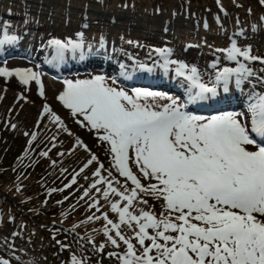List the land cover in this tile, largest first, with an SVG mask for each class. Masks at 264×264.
Listing matches in <instances>:
<instances>
[{
	"label": "snow or ice",
	"instance_id": "obj_1",
	"mask_svg": "<svg viewBox=\"0 0 264 264\" xmlns=\"http://www.w3.org/2000/svg\"><path fill=\"white\" fill-rule=\"evenodd\" d=\"M259 2L264 5V0ZM15 39L5 31L0 46ZM47 46L54 51L53 61L57 64L64 62L69 51L79 50L81 59L84 57L82 42L53 38ZM154 51L163 71L175 65V75L187 82L186 103L148 88H132L129 92L116 86V78L104 75L65 80L57 96L74 122L106 145L111 157L110 167L105 168L77 138V147L90 157L84 168L96 164V179L81 199L95 189L117 217L113 220L102 212L99 201L94 199L90 208L102 215L93 213L88 221L102 218L107 242L117 249L121 242L126 246L122 255L107 254L119 264H264V91L250 94V127L239 113L204 116L187 110L188 104L216 98L220 86L228 92L233 78L237 88L245 83L253 89L257 84L264 88V76L250 66L255 62L264 65V57L252 55L250 46L242 49L233 41L223 51L236 67L216 71L211 84H207L195 66L170 59L171 50ZM211 67L218 68V62ZM126 68L120 64V76L128 80L132 77ZM137 70L151 73L153 67L138 64L133 71ZM259 71L264 73V67ZM0 77L17 78L24 86L34 82L44 97L41 73L31 68L9 70L0 66ZM160 100L168 102L161 104ZM43 113L69 136L73 135L48 105ZM152 202H158L159 212ZM122 226L134 235L125 236ZM67 247L61 245L62 249ZM104 247L94 246L93 250L103 252ZM0 264L10 261L0 257ZM69 264L86 262L72 254Z\"/></svg>",
	"mask_w": 264,
	"mask_h": 264
},
{
	"label": "rangeland",
	"instance_id": "obj_2",
	"mask_svg": "<svg viewBox=\"0 0 264 264\" xmlns=\"http://www.w3.org/2000/svg\"><path fill=\"white\" fill-rule=\"evenodd\" d=\"M79 1L82 2L77 8H71L68 11L65 7L62 12L53 14L49 7L50 1L45 3L41 0H0V39H3L5 31L9 37L17 38L9 44L0 46V66L9 70L31 68L42 73V76L45 74L44 78L49 77L56 84L65 80L84 77L90 79L92 76L104 75L116 78L119 82L116 86L123 87L129 92L132 88H148L166 93L183 104L187 101V82L175 75L172 70L175 65H170L169 71H163L156 63L160 58L155 49L171 50L170 59L195 66L203 81L208 84H211L216 71L224 67H236L234 62L226 59L223 51L228 49L233 41L242 49L250 46L252 55L264 57V14L256 15V11L245 0L240 3L247 14L244 16L245 22L235 21L233 30L225 33L227 41L221 40L226 43L223 47L216 45L213 33L200 38L192 34L191 37L184 39L178 36L173 37L170 29V25L181 13L192 17L195 23L204 24L209 18L219 22V25L222 22L227 24L231 15L224 9L221 10L217 0H212L215 8L207 18H204L203 14L193 12L188 0H181L182 2L178 5L171 3L166 15L163 13V5L154 0H110L112 2L110 10L104 9L105 2L109 0ZM134 1L137 2L134 3ZM254 1L258 3V6L264 7L259 0ZM87 5L90 9H87ZM119 5L121 8L118 7ZM141 10H145L151 16L153 27L149 28V25L138 23L137 16ZM53 38L82 42L83 59L79 50L75 53L69 51L65 53L63 63H55L54 51L47 46V42ZM49 61L53 62L48 63ZM216 62H218V68L211 67ZM121 63L127 66L126 70L131 74V79L125 80L120 76ZM138 64L153 67V72L133 71ZM250 66L257 71L258 75L264 76V73L259 71L264 65L255 62ZM7 81L6 78L0 77L1 163L10 162V170L13 172L12 175H15L21 168L23 160L33 157L39 147L52 151L57 157L53 164L57 172L54 173L56 179L46 190L47 198L53 199L57 196L64 198L66 190H71L78 193L76 199H80L84 190L88 189L96 179L93 176L96 164L93 163L84 168L90 157L83 148L77 147V138L87 144L105 168L110 167L111 160L106 153L107 146L101 145L92 132L75 123L74 118L66 112L68 110L63 108L59 101L53 104L48 97L31 99L17 78H8ZM221 88L223 87L220 86L219 90ZM230 88L231 93L220 90L213 100L188 104L187 110L193 114L210 111L208 116L223 112L239 113L240 118L250 127L249 113L244 104L249 103V97L253 91L261 92L264 88L257 84L253 89L247 83L242 85V88H237L234 78L229 84ZM37 89L38 86L33 87L34 91H38ZM21 96L24 99H21ZM243 101L245 103H242ZM167 102L159 101L161 104ZM45 105H48L57 115H61V119L73 135L69 136L57 124L50 121L43 113ZM12 157L13 160L9 161ZM82 168L84 171H81ZM113 174L116 175L114 170ZM86 176L88 179H85ZM73 179L76 180L75 184L71 183ZM120 179L123 180V178ZM67 185L71 187H66ZM53 189L57 191H51ZM50 191L51 195H49ZM91 191L89 196L84 197L85 202L88 203L87 207L90 208L94 199L98 200L102 212H107L111 219L116 220V215L110 212L107 202L101 195L95 189ZM3 201L4 198L0 197V257L8 259L10 264H69V257L72 254L84 259L86 264H119V261L110 258L107 254L118 252L122 255L126 246L121 242L120 248L117 249L107 242L104 235L106 222L102 218L96 225V229L102 233L96 232L89 235L90 238H81L70 228L63 229L61 225L54 226L52 223L37 225L31 219H26L27 215L20 211H17L19 212L17 214L15 210L7 207ZM73 203L72 201L70 205ZM152 203L157 205L155 210L159 212L158 202ZM12 204L15 205V202L13 201ZM20 207L24 213L28 212L24 205ZM94 212L98 216L102 215L96 210ZM32 224L38 228L47 227L49 237L43 240L44 235L41 230ZM23 229L24 233L28 232L25 233V237L21 234ZM121 231L129 238L134 235L133 231L126 226H122ZM62 244L68 247L62 249ZM100 245L105 246L103 252H95L94 246Z\"/></svg>",
	"mask_w": 264,
	"mask_h": 264
},
{
	"label": "trees",
	"instance_id": "obj_3",
	"mask_svg": "<svg viewBox=\"0 0 264 264\" xmlns=\"http://www.w3.org/2000/svg\"><path fill=\"white\" fill-rule=\"evenodd\" d=\"M43 2H51L49 7L50 11L55 13L62 12L64 8L71 9L77 8L82 1L79 0H41ZM84 1V0H83ZM143 1V0H142ZM148 1V0H146ZM159 2L164 7V15L168 11L171 3L178 5L181 0H154ZM242 0H220V5L224 11L228 12L229 21L227 24L220 23L211 19H206L204 24L200 22H194L192 17L186 14L177 15V17L170 29L173 37H183L184 39L191 37L192 34L196 35V38L205 37L208 34H212L216 38V45L223 47L226 46L224 41H227L226 32L232 31L235 26V21L240 20L245 22V10L241 7ZM248 1L251 8L256 12V15L264 14V7L258 6V3L254 0ZM137 1H134L136 3ZM193 12L203 14L204 18L209 16V13L213 10L214 4L212 0H188ZM105 10H110L112 2L109 0L105 2ZM121 8V6H118ZM4 10V8H2ZM87 9L89 5H87ZM94 10V9H92ZM70 11V10H68ZM151 16L146 13L145 10H141L137 16L138 23L140 25H149V28L153 27ZM164 18V17H163ZM257 19V16H256ZM194 22V23H193ZM222 40V41H221ZM47 153V156L41 155V153ZM56 155L52 151H47L43 147H39L33 157H27L23 160L22 166L18 173L12 175L10 170V162L3 164L0 161V197L4 198L3 203L7 207L16 211L19 214L23 213L25 218H29L33 223L39 225V223L49 224L54 226L61 225L63 229L70 228L75 234L80 235L81 238H90L96 232H100L96 229L100 220L88 221V217L92 216L96 209H90L88 203L83 199H76L78 193L71 190H66V197L57 196L53 199H48L46 190L51 183L56 179L54 173L53 164L56 162ZM13 160V157L9 161ZM92 192V191H91ZM90 192V193H91ZM77 200V201H76ZM15 202V205L12 202ZM74 202L70 205L71 202ZM20 205H24L28 209V212L24 213ZM67 209L65 210V208ZM4 213V212H3ZM96 214V213H95ZM98 216V214H96ZM34 225V224H32ZM35 228H38L34 225ZM100 226H98L99 228ZM47 227L38 228L43 233V240L49 237V231ZM18 233V231H17ZM28 233V232H25ZM24 229L22 230V236L25 237ZM102 233V232H100ZM90 235V236H89Z\"/></svg>",
	"mask_w": 264,
	"mask_h": 264
},
{
	"label": "bare ground",
	"instance_id": "obj_4",
	"mask_svg": "<svg viewBox=\"0 0 264 264\" xmlns=\"http://www.w3.org/2000/svg\"><path fill=\"white\" fill-rule=\"evenodd\" d=\"M102 51H104V50H102ZM92 52V51H91ZM100 52V51H99ZM78 61V60H77ZM49 63V62H48ZM17 69V68H16ZM67 69V68H66ZM133 73V72H132ZM44 76H45V74H44ZM44 76H42V73H41V80H42V82H43V85H44V97H48V99L50 98L51 100H49V101H51V102H53V104L54 103H56L58 100H57V96L63 91V89H64V87H65V85H64V83H63V81H61V83H63V84H56L55 82H53V80H50V78L48 77V78H44ZM80 76V75H79ZM78 76V77H79ZM94 76H92V77H90V78H93ZM53 79V78H52ZM79 79H89V78H79ZM11 80V79H10ZM74 80H76V79H74ZM73 80V81H74ZM6 81H7V79H6ZM15 81V80H14ZM55 81V80H54ZM8 82V81H7ZM59 82V81H58ZM14 83V82H13ZM16 84V83H15ZM20 84V83H19ZM10 85V84H9ZM13 85V84H12ZM12 87V86H11ZM14 87V86H13ZM33 87H37V85H35V83L33 82V83H30L28 86H24L23 85V88H24V90L27 92V94L30 96V98L32 99V98H34V99H40V98H43V97H41L40 95H39V93H38V91H34L33 90ZM163 87V86H162ZM169 87V86H168ZM20 89V88H19ZM168 89V88H167ZM23 90V89H22ZM38 90V89H37ZM126 90V89H125ZM169 90V89H168ZM221 91L222 92H224L223 91V88H221ZM25 92V93H26ZM161 93V92H160ZM227 93H231V88L229 89V91L227 92ZM166 94V93H165ZM22 95V94H21ZM27 95V96H28ZM167 95V94H166ZM173 95V94H172ZM232 98V97H231ZM27 99V98H26ZM238 98H236V100H237ZM162 101H164V100H162ZM39 102V101H38ZM180 102V101H179ZM46 103H48L47 101H46ZM242 103H245L244 101L242 102ZM50 105V104H49ZM244 105H246L245 107V109L247 110V105L248 104H244ZM51 106V105H50ZM62 106V105H61ZM55 107V106H54ZM66 112H68V111H66ZM197 112V111H196ZM247 112H248V110H247ZM59 113H61L60 111H59ZM64 114V113H63ZM196 114H198V115H206V116H208V114H210V111H202V112H199V113H196ZM65 115V114H64ZM61 116V115H60ZM64 117V116H63ZM249 117H250V113H249ZM70 118V117H69ZM68 118V120H70ZM72 119V118H71ZM250 119V118H249ZM66 121V120H65ZM73 121H74V119H73ZM72 121V122H73ZM254 137H255V134L253 133L252 134ZM256 139L259 141V138L258 137H256ZM92 141V140H91ZM94 141V140H93ZM89 142V141H88ZM87 145V144H86ZM89 148V147H88Z\"/></svg>",
	"mask_w": 264,
	"mask_h": 264
}]
</instances>
